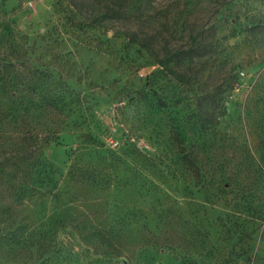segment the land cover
<instances>
[{"label":"rangeland","instance_id":"obj_1","mask_svg":"<svg viewBox=\"0 0 264 264\" xmlns=\"http://www.w3.org/2000/svg\"><path fill=\"white\" fill-rule=\"evenodd\" d=\"M259 210L264 0H0V264H264Z\"/></svg>","mask_w":264,"mask_h":264},{"label":"trees","instance_id":"obj_2","mask_svg":"<svg viewBox=\"0 0 264 264\" xmlns=\"http://www.w3.org/2000/svg\"><path fill=\"white\" fill-rule=\"evenodd\" d=\"M126 13H127V9H125V7L121 11H117V13L115 12V9H112L109 6L106 7V15L114 16L116 17V19L123 20L127 18ZM123 34L130 43H134L144 49H150L152 46L153 40H154V36L152 34H149L145 31H140V30L136 31L133 29H126L123 31ZM174 54H177V53H174ZM189 57L192 58V53L189 55ZM158 64L163 65V61H158ZM257 220L258 222H264V210L258 211Z\"/></svg>","mask_w":264,"mask_h":264}]
</instances>
